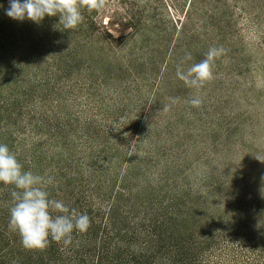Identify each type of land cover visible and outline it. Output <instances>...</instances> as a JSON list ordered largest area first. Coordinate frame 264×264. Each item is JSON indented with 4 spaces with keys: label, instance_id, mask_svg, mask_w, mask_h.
Listing matches in <instances>:
<instances>
[{
    "label": "trees",
    "instance_id": "16d2710c",
    "mask_svg": "<svg viewBox=\"0 0 264 264\" xmlns=\"http://www.w3.org/2000/svg\"><path fill=\"white\" fill-rule=\"evenodd\" d=\"M112 2L128 34L114 36L99 21L105 9H82L83 23L65 30L58 16L14 21L5 14L9 0H0V143L25 170L54 178L52 198L91 220L67 248L51 241L25 249L8 226L12 186L0 184V264H264V229L215 217L207 196L183 179L180 149L196 137L194 116L206 122L209 114L162 111L169 97L180 98L176 68L185 52L193 58L186 68L223 46L215 77L264 69L246 59L238 27L247 15L264 44V0H172L182 18L165 29L152 14L157 7L141 0L106 7Z\"/></svg>",
    "mask_w": 264,
    "mask_h": 264
},
{
    "label": "rangeland",
    "instance_id": "374dc122",
    "mask_svg": "<svg viewBox=\"0 0 264 264\" xmlns=\"http://www.w3.org/2000/svg\"><path fill=\"white\" fill-rule=\"evenodd\" d=\"M141 3L157 7L159 15L152 14L161 29L179 25L175 21L182 18V13L176 11L172 0H141ZM117 12L121 14L122 11L116 2H112L98 19L106 23L114 36L128 34L129 31L120 25ZM246 18L247 15L242 16L238 25L246 47L243 54L252 66L260 61L258 63L263 67L264 44L260 40V30L249 24ZM225 74L226 71H222L221 77L216 76L199 90L190 89L181 81L183 86L179 102L175 104L177 108L192 107L187 101L193 95H199L206 107H193L194 110L207 112L211 117L205 122L204 118L193 115L197 130L191 128L189 132L196 133V137L193 141L187 140L190 147L180 149V152L187 151L184 157L181 154V158L188 162L183 179L193 194L198 192L207 196L206 206L211 212H217L215 217L221 216V220L234 224L244 219L257 233L264 229V69L241 77L233 72L224 77ZM226 80L223 85L218 83ZM140 90L145 94L150 87L143 86ZM230 91L231 98L225 99L224 93ZM218 116L225 120L222 122L223 117ZM213 117L218 120L211 121ZM184 119L189 122L187 117ZM154 144L155 139L150 145ZM190 200H194L193 195Z\"/></svg>",
    "mask_w": 264,
    "mask_h": 264
},
{
    "label": "clouds",
    "instance_id": "9594fccd",
    "mask_svg": "<svg viewBox=\"0 0 264 264\" xmlns=\"http://www.w3.org/2000/svg\"><path fill=\"white\" fill-rule=\"evenodd\" d=\"M106 5L107 0H9L5 14L14 21L27 19L36 24L45 16H58L59 24L69 30L83 23L82 9L102 11ZM223 55H226L223 46L210 47L204 59L185 68L183 63L193 59L190 52H185L184 61L177 65L176 77L186 87L199 90L215 78V60ZM179 99L169 97L170 104L165 105L162 111H170V106L178 103ZM187 103L199 108L203 100L201 96L193 95ZM53 183L51 176L25 170L16 154L6 144L0 143V184L12 186L8 226L18 233L25 249L45 250L51 241L62 243L67 248L73 243L74 232L85 233L91 226L87 214L51 197L48 187Z\"/></svg>",
    "mask_w": 264,
    "mask_h": 264
}]
</instances>
